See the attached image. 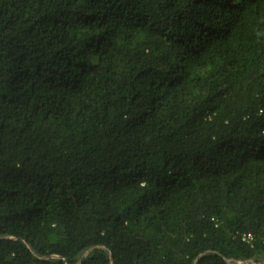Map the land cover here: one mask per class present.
<instances>
[{"label":"trees","instance_id":"16d2710c","mask_svg":"<svg viewBox=\"0 0 264 264\" xmlns=\"http://www.w3.org/2000/svg\"><path fill=\"white\" fill-rule=\"evenodd\" d=\"M233 259L264 264V0H0V264Z\"/></svg>","mask_w":264,"mask_h":264},{"label":"rangeland","instance_id":"374dc122","mask_svg":"<svg viewBox=\"0 0 264 264\" xmlns=\"http://www.w3.org/2000/svg\"><path fill=\"white\" fill-rule=\"evenodd\" d=\"M244 261H246V260H244ZM247 261H248V260H247ZM230 262H231L232 264H242V263L239 262V260L237 261V260H235V259L230 260ZM263 262H264V259H263ZM243 264H245V263H243Z\"/></svg>","mask_w":264,"mask_h":264},{"label":"built area","instance_id":"2783aa9c","mask_svg":"<svg viewBox=\"0 0 264 264\" xmlns=\"http://www.w3.org/2000/svg\"><path fill=\"white\" fill-rule=\"evenodd\" d=\"M237 261H238V260H237ZM250 261H252V260H248V261H247V260H246V261H244V260H239V262L242 263V264H243V263H245V264H249Z\"/></svg>","mask_w":264,"mask_h":264},{"label":"water","instance_id":"95a60500","mask_svg":"<svg viewBox=\"0 0 264 264\" xmlns=\"http://www.w3.org/2000/svg\"><path fill=\"white\" fill-rule=\"evenodd\" d=\"M87 253H88V252H87ZM87 253H85V255H83V257H82V258H84V257L86 256V254H87Z\"/></svg>","mask_w":264,"mask_h":264}]
</instances>
